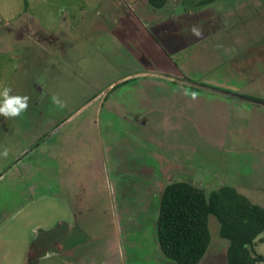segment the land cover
Here are the masks:
<instances>
[{
	"label": "rangeland",
	"instance_id": "rangeland-1",
	"mask_svg": "<svg viewBox=\"0 0 264 264\" xmlns=\"http://www.w3.org/2000/svg\"><path fill=\"white\" fill-rule=\"evenodd\" d=\"M199 2L0 0V89L29 97L0 116V264H177L157 237L173 181L264 206V0ZM219 229L199 264H225Z\"/></svg>",
	"mask_w": 264,
	"mask_h": 264
},
{
	"label": "trees",
	"instance_id": "trees-1",
	"mask_svg": "<svg viewBox=\"0 0 264 264\" xmlns=\"http://www.w3.org/2000/svg\"><path fill=\"white\" fill-rule=\"evenodd\" d=\"M216 0H200L206 5ZM163 8L168 0H149ZM220 224V236L229 241L225 264H259L264 253L254 250L264 242V206L231 185L210 193L188 181H173L162 192L157 237L164 254L177 264H199L211 244L210 216Z\"/></svg>",
	"mask_w": 264,
	"mask_h": 264
},
{
	"label": "clouds",
	"instance_id": "clouds-1",
	"mask_svg": "<svg viewBox=\"0 0 264 264\" xmlns=\"http://www.w3.org/2000/svg\"><path fill=\"white\" fill-rule=\"evenodd\" d=\"M191 33L195 36H200L202 34L200 29L194 25L191 27ZM11 93L12 89L10 87L5 86L0 89V116L5 118L20 116L29 106V97L27 95L21 96ZM52 100L60 107L65 106V102L60 100L58 96H53ZM2 154L6 156L7 151L5 150Z\"/></svg>",
	"mask_w": 264,
	"mask_h": 264
},
{
	"label": "crops",
	"instance_id": "crops-1",
	"mask_svg": "<svg viewBox=\"0 0 264 264\" xmlns=\"http://www.w3.org/2000/svg\"><path fill=\"white\" fill-rule=\"evenodd\" d=\"M153 74H158V73H153V72H146V76H149V77H152V78H162V79H167L168 81H173V82H176V83H179V84H185V85H190V84H192V85H196L197 86V83L196 82H191L190 80H186V79H180V78H178V77H175L176 78V80H173V79H170V78H166V77H162V76H160V75H153ZM169 76V75H168ZM172 76V75H171ZM198 84H202V83H198ZM207 86H210V87H213V88H217V89H220V90H224V89H221V88H219L217 85L215 86H212V85H207ZM200 87V86H199ZM201 89H204V90H207V91H210V92H214V93H221V94H224V95H227V96H231V95H228V94H226V93H224V92H221V91H217V90H213V89H207V88H203V87H200ZM233 90H235V91H227V92H233V93H236L237 91H239V89H236V88H234ZM225 91V90H224ZM232 97H234V96H232ZM238 99H240V100H243V101H246L247 99H242V98H239L238 97ZM248 101V100H247ZM251 101V100H250ZM252 102H255V101H252ZM257 103H261V102H257ZM261 104H263V103H261ZM264 105V104H263ZM76 215V218H78V214L76 213L75 214Z\"/></svg>",
	"mask_w": 264,
	"mask_h": 264
},
{
	"label": "water",
	"instance_id": "water-1",
	"mask_svg": "<svg viewBox=\"0 0 264 264\" xmlns=\"http://www.w3.org/2000/svg\"><path fill=\"white\" fill-rule=\"evenodd\" d=\"M153 75H160L162 77H166V78H170V79H173V80H176L175 77H172V76H168V75H164V74H153ZM197 86H200V87H203V88H207V89H213V90H217V91H221V92H224L228 95H231V96H237L239 98H242V99H251V98H248L246 96H240L239 94L237 93H233V92H227V91H224V90H220V89H217V88H213V87H210V86H206V85H203V84H197ZM253 101V100H252ZM262 103V102H261Z\"/></svg>",
	"mask_w": 264,
	"mask_h": 264
}]
</instances>
